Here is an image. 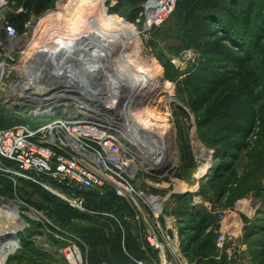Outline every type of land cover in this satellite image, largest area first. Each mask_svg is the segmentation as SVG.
<instances>
[{
    "label": "rangeland",
    "instance_id": "1",
    "mask_svg": "<svg viewBox=\"0 0 264 264\" xmlns=\"http://www.w3.org/2000/svg\"><path fill=\"white\" fill-rule=\"evenodd\" d=\"M5 2L6 5L0 8V23L3 20L10 22L28 0ZM80 2L52 0L41 14L37 15L33 10L28 12L32 27L23 44L28 54L18 62L4 85H0L1 112L7 108L8 96L20 93L17 84L23 81L20 72L30 67L37 49L43 46L45 53L41 54L47 57L45 60L51 58L47 47L57 40V33H61L59 27L67 28L82 16L87 15L84 18L87 20L94 17L95 2L88 9L86 7L88 14L84 8L77 10ZM248 2L243 1L245 8ZM262 3L264 0L259 4ZM96 6L100 9L104 6L106 15L130 24L138 34V41L128 44L122 56V63L128 61L127 65L131 66L130 72L129 67L117 60V55L109 61L113 65L102 60L101 70L106 69L104 64L109 65L106 70L111 73V69H123L122 74H113L115 78V74H120L122 81L130 79L137 69L151 75L148 77L150 85H145L138 95L134 93L132 99L129 98L130 89L123 92L121 109H130L133 119L146 109L152 111L151 124L154 125H145V129L157 133L153 134L155 144L165 149V161L170 166L167 176L143 175L140 190L162 197L175 193L169 200L168 212L197 228L179 238L186 248L189 246L188 258L194 264H264V39L260 40L261 53L256 55L250 47L255 40L252 36H248L243 49L231 43L222 32L230 29L228 22L222 25L214 21L209 23L200 15L186 22L185 14L179 11L164 26L146 32L143 11L140 13L125 1L104 0L102 5V0H98ZM262 9L264 11V5ZM240 11L241 7L236 13L240 14ZM59 14V17L53 16ZM203 26H207L206 32L202 30ZM251 28L254 31V27ZM245 56L248 63L234 64L231 60ZM43 66L56 71L48 64ZM70 72L76 74L73 68ZM109 86L107 90L112 91L114 87ZM106 94L111 96L109 92ZM121 115L123 120L130 118L124 113ZM10 120L18 123L27 119L20 114ZM225 148H228L227 154L219 158V150ZM220 159L229 166L218 165ZM206 164L209 174L198 178L199 169ZM182 191L185 193L181 199L178 195ZM0 198V207L4 206L0 209V243L9 240L5 237L9 233L18 237V247L9 254L6 264H72L70 245L79 250L80 264L147 261L146 255L139 252L140 246L134 242L131 224L124 219L129 217L125 208H121V212L103 211L102 208H97L94 213L71 211L63 208L59 199L48 191L23 184L9 189L4 182H0ZM247 204L256 208L253 216L244 212L243 207ZM194 207L200 214L199 221L208 217L207 225L211 227L200 226L197 222L192 224L185 216L184 213L189 214ZM221 214L236 227L234 250L226 247L221 252L216 247V238L221 232ZM140 256L144 258L140 259Z\"/></svg>",
    "mask_w": 264,
    "mask_h": 264
},
{
    "label": "built area",
    "instance_id": "2",
    "mask_svg": "<svg viewBox=\"0 0 264 264\" xmlns=\"http://www.w3.org/2000/svg\"><path fill=\"white\" fill-rule=\"evenodd\" d=\"M177 2L145 0L144 31L162 27L175 12ZM20 13L24 10L20 9ZM31 27L27 21L25 35L20 36L9 21L0 23V85L27 56L23 44ZM30 64L20 72V93L8 96L6 110L0 111L4 120L20 114L27 119L15 122L9 129H0V177L15 188L22 183L41 188L54 194L70 210L86 213L87 194L103 199L112 192L132 211V217L124 219L143 243V250L148 248L156 253L159 263L155 264H194L182 252L179 220L168 212L169 200L175 193L162 197L140 190V178L146 173L152 175V170L160 166L154 160L165 149L157 146L154 138L141 140L130 121L122 119V109L113 112L116 106H122L119 90L104 96V85L95 78L93 82H80L70 78L67 81L63 76L64 80L56 84L61 65L48 64L56 68L52 72L43 65ZM70 70L67 67L63 72L71 75ZM182 194L183 191L179 195ZM161 217L166 231L161 228ZM221 218L216 247L221 252L226 247L234 250L236 227L225 214ZM168 230L174 235L173 246ZM70 247L69 257L80 264L79 250Z\"/></svg>",
    "mask_w": 264,
    "mask_h": 264
},
{
    "label": "bare ground",
    "instance_id": "3",
    "mask_svg": "<svg viewBox=\"0 0 264 264\" xmlns=\"http://www.w3.org/2000/svg\"><path fill=\"white\" fill-rule=\"evenodd\" d=\"M94 2H95L94 7L97 8L96 9L97 13H96V10H94L95 14L91 12L94 15V17L90 16L87 20V19H84L87 15L86 16L84 15L85 17H83L81 13L80 15L82 16V18L79 16L80 18L76 19V21H74L73 23L70 21L71 23L68 24L67 28L63 27L64 29H62L59 27L58 30H61L60 31L61 33H57L58 36L56 35V38H57V40L55 41L56 43L54 42V44L47 47L48 49L50 48L49 51H50L51 58L45 60V58L47 57L41 54V53H45L43 52L44 47L41 45L42 46L41 49L40 48L37 49V54L34 55V59L32 60L31 63L32 65H43V64H50L53 66H55V64L61 65L60 67L61 71H59L60 73L55 78L56 84L61 83V81L64 80L63 76L67 81L70 78L73 80L77 79L80 82H87V81L93 82L94 80L93 78H95L96 80H100V82L103 85H106V86H103L104 96L107 95L106 94L107 92H109L112 95L116 93V91L120 90L119 92L123 99L124 97L123 92H128L130 89L131 93L129 95V98L132 99L134 93L135 95H138V92H140L141 89L145 85L149 84L148 77L151 76L150 73L143 69H140L139 71L137 69V71L134 72L133 74L130 73L131 74V75L129 74L130 76L127 75L129 76L130 79H127V80L124 79L122 81L120 74L123 73L122 71L123 69L122 70L121 69H118V70L111 69L113 72L111 73V71L108 72V70H106L108 69L109 65L107 64L108 65L107 66L106 64H104L105 65L104 69L105 68L106 69L101 70L102 69L101 67H103V63H101V61L103 60L104 62H107L113 65V63L109 61H111L112 56L115 57L117 55V60L120 59L121 60L120 63H122L123 61L122 59L124 58L122 56H123L125 47L128 44H131L132 41L133 42L138 41V34L133 29V27H131L130 24L122 22L116 17L106 15L104 6L101 7L103 9H100L98 8V6H96L98 0H81L80 2L81 5H79L77 10L84 8L85 9L84 12H85L89 6H91L92 4L94 5ZM103 4H104V0H102V5ZM4 5L5 4L3 0H0V8L3 7ZM78 13L80 12L78 11ZM86 14H88L87 11H86ZM53 16L59 17L61 15L59 14V15H53ZM78 35H80V38H78ZM86 57L88 58V60L93 59L98 62L86 61L87 59ZM127 62L126 63L123 62L122 64L129 67L128 71L130 72L131 66L127 65ZM96 64H98V66ZM67 67H69L70 69L72 68L75 69L76 74L67 75L66 73H64L63 69L64 68L66 69ZM113 68L115 67L113 66ZM115 72L120 73L119 75L115 74L117 78H115V76L113 75ZM107 76L109 77L113 76V78L108 79ZM108 83L111 84L112 87H114L112 91L107 90V86L110 88ZM112 105H113V102H112ZM121 107L122 106L119 104L118 109L120 110ZM118 109H116L115 107L113 112L114 113L119 112ZM129 110L130 109L127 110L125 108L123 111L121 110V114L124 113L125 116L130 117L129 118L130 120L128 119L130 121L129 123L132 124L137 129L136 130L137 136H139L141 140L143 141H149V140L153 141L152 139L154 138L153 134H157V133L152 130L150 131V129L149 130L145 129L147 128L145 127V125L150 126V127L154 125V124L153 125L151 124V118H153L152 111H149L148 109H146L142 111V113L137 114L136 117H134L133 119V116H132L133 114H130ZM143 137L145 138L147 137V138L143 139ZM163 160H165V153L159 152L154 162L158 164H163L164 163ZM208 172H209V165L207 164L203 165V167L199 169L197 177L202 178L206 176ZM3 207H0V209H3ZM7 236H11L10 239L8 241L0 243V264H6L9 254L15 252V250L18 247V239L16 238V236L11 233L7 234L5 237ZM69 258H71V261L73 264H78L74 262L72 257H69Z\"/></svg>",
    "mask_w": 264,
    "mask_h": 264
},
{
    "label": "trees",
    "instance_id": "4",
    "mask_svg": "<svg viewBox=\"0 0 264 264\" xmlns=\"http://www.w3.org/2000/svg\"><path fill=\"white\" fill-rule=\"evenodd\" d=\"M51 1L52 0H28V2H25L22 5V8H23V10H25V12L20 13V14H16L15 16H12V18L10 20L11 24L14 25V27L16 28V30L19 34L22 33L23 28H24V24L29 20V16L27 15L28 12L30 10H33L32 11L33 13L39 15L42 12H44L45 10H47L48 5L51 3ZM123 1H125L127 3V5L134 8L135 10H140V13L143 11L142 6H143V3L145 2V0H123ZM243 1H245V0H178L176 10L174 13L179 12V11L183 12L185 14L184 20L186 22H190L193 19L195 20L196 15H200V18L207 19L209 21V23L214 21L217 24L222 25V24H224V22H228L230 29L227 30V32H226V30L223 29L222 32L227 35V37L230 39L231 43L234 44V46H237L238 48L243 49V47L245 46V43H247L248 36L249 37L252 36L255 40H253L251 42L250 47L252 46L253 53L256 52V55H257V54L261 53L260 52V50H261V44H260L261 41L260 40L264 39V37H263L264 36V15H261V13L264 12L262 9V5H264V3H262L260 5L259 3L262 0H249V2L247 3V7L245 8ZM241 3H242V5H240ZM240 7H241L240 14H237L236 11ZM237 22L241 23V25L236 24ZM232 23H234V24L232 25ZM206 24H207V22H206ZM251 26L254 27V31L252 30ZM206 28H207V26H203L202 30H205L204 32H206ZM250 28L252 31L250 30ZM154 30H156V29H154ZM246 58H247V56H245L242 59L234 58L231 60H232V62H234V64L248 63L249 61L247 62ZM228 114L231 115L232 112H230ZM14 124H15V122L13 120H4L3 118L0 117V129H9ZM212 147L210 146V148H212ZM241 147L242 146H240L239 149ZM228 148L219 150V154H218V155H220L219 158H221V157H223V155L227 154L226 152H227ZM218 165H223V166L225 165L226 168L229 166V165L225 164L223 159L222 160L220 159V161L218 162ZM208 174H209V172H208ZM220 176L221 175H218L217 177H220ZM0 182H4L6 184V186L9 187V189H12L14 187L12 185V183L9 180H7L6 178L0 177ZM22 184L32 186L31 184H27V183H22ZM38 189H41V188H38ZM178 196L182 199L184 194L178 195ZM60 204L63 206V208L66 207V205H64L62 202ZM97 208H102L103 211L104 210L105 211H109V210H116L117 211L118 210L120 212H121V208H125L127 210L129 217H132V215H133L132 211L130 210L128 205L126 203L120 201L119 199H117L112 192L108 193L105 196V198H103V199H98L97 197L94 196V194H87V196H86V209L89 210L90 212L94 213L97 210ZM67 209H69V208H67ZM184 214H185V216H187V218H189V220L192 221V224L197 222L198 224H200V226L204 225V227H205L207 225V222L210 221V218H208V217H202V219L199 221L200 214L197 210H195V207L192 208V210L189 214H187V213H184ZM86 216L90 217L88 215H86ZM119 217H121V215ZM120 219L123 220V217H121ZM120 219H118V220H120ZM178 220H179V236H180V239L182 237H185L184 236L185 232L188 233V231L191 229L197 230V228H192L193 226H190L188 223H186L187 222L186 220H184L182 218H179ZM206 227H211V225L209 224ZM103 230L99 231V233H102ZM21 241L23 243L25 242L24 240H21ZM134 242L137 243L138 247L140 246L139 252L141 250L142 252H140V253H142V254L144 253L146 255L145 258L147 261H143V260H141V261L145 262L146 264L159 263V260L157 258L156 253L149 250L148 248L146 250H143V243H141L137 237H135ZM134 242H132L133 245L135 244ZM139 244H142V245H139ZM181 249H182V252L185 255V257L189 261H191L188 258V254H187V252H188L187 250L189 249V246L187 245V248H186L185 243L181 242ZM143 258H144V256H140V259H143ZM148 260H150L151 262L149 263Z\"/></svg>",
    "mask_w": 264,
    "mask_h": 264
},
{
    "label": "water",
    "instance_id": "5",
    "mask_svg": "<svg viewBox=\"0 0 264 264\" xmlns=\"http://www.w3.org/2000/svg\"><path fill=\"white\" fill-rule=\"evenodd\" d=\"M166 160V159H165ZM163 161L164 163L163 164H160V166H157L155 169L152 170V174L153 176L155 177H159V176H164L168 173V170H169V166H170V163L168 161ZM2 199V198H0ZM4 200H7V199H4ZM8 201V200H7ZM159 222H160V225H161V228L166 231V225H165V220L163 217H161L159 219ZM167 234L169 235V237L172 239V246L175 245V242H174V235L172 233V231L168 230L167 231ZM11 236H7L8 239H10ZM18 239V237H16Z\"/></svg>",
    "mask_w": 264,
    "mask_h": 264
},
{
    "label": "crops",
    "instance_id": "6",
    "mask_svg": "<svg viewBox=\"0 0 264 264\" xmlns=\"http://www.w3.org/2000/svg\"><path fill=\"white\" fill-rule=\"evenodd\" d=\"M184 187H185V185H184ZM184 191H185V190H184ZM194 192H195V191H194ZM183 193H185V192H183ZM251 205H253V204H247V205H245V207H243V208H244V212H245V213H248L250 216H253L256 208L253 207V206H251Z\"/></svg>",
    "mask_w": 264,
    "mask_h": 264
}]
</instances>
